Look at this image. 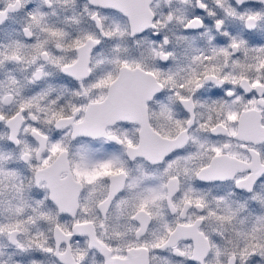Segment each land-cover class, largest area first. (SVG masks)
<instances>
[{
    "label": "snow or ice",
    "instance_id": "snow-or-ice-1",
    "mask_svg": "<svg viewBox=\"0 0 264 264\" xmlns=\"http://www.w3.org/2000/svg\"><path fill=\"white\" fill-rule=\"evenodd\" d=\"M0 264H264V0H0Z\"/></svg>",
    "mask_w": 264,
    "mask_h": 264
}]
</instances>
